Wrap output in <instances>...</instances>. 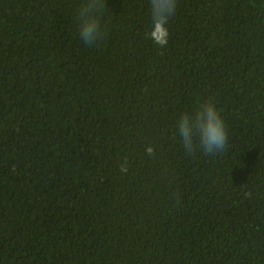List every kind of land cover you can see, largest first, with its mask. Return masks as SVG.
<instances>
[{
    "label": "trees",
    "instance_id": "obj_1",
    "mask_svg": "<svg viewBox=\"0 0 264 264\" xmlns=\"http://www.w3.org/2000/svg\"><path fill=\"white\" fill-rule=\"evenodd\" d=\"M78 2L0 0V264H264V0H177L166 47L149 0L85 45ZM209 99L227 150L188 153Z\"/></svg>",
    "mask_w": 264,
    "mask_h": 264
},
{
    "label": "clouds",
    "instance_id": "obj_2",
    "mask_svg": "<svg viewBox=\"0 0 264 264\" xmlns=\"http://www.w3.org/2000/svg\"><path fill=\"white\" fill-rule=\"evenodd\" d=\"M108 0H79L74 20L80 40L87 46L96 45L107 36L105 16L112 13L107 6ZM151 28L149 39L160 47L169 42L168 24L177 9V0H149ZM177 133L184 149L193 153L197 149L206 156L223 153L228 146V131L221 110L212 99L201 104L194 113L184 112L177 124ZM149 156L154 154L152 146L146 148ZM122 172L127 167L121 166Z\"/></svg>",
    "mask_w": 264,
    "mask_h": 264
}]
</instances>
